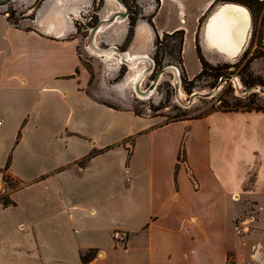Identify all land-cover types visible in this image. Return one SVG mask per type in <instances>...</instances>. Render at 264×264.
Segmentation results:
<instances>
[{
	"label": "crops",
	"instance_id": "crops-1",
	"mask_svg": "<svg viewBox=\"0 0 264 264\" xmlns=\"http://www.w3.org/2000/svg\"><path fill=\"white\" fill-rule=\"evenodd\" d=\"M19 1L26 26L0 10V264H264V111L108 106L75 26L92 0ZM151 37L137 23L126 54L149 56Z\"/></svg>",
	"mask_w": 264,
	"mask_h": 264
},
{
	"label": "rangeland",
	"instance_id": "rangeland-1",
	"mask_svg": "<svg viewBox=\"0 0 264 264\" xmlns=\"http://www.w3.org/2000/svg\"><path fill=\"white\" fill-rule=\"evenodd\" d=\"M22 2L13 0L6 6L0 7V10H15L16 23L19 26H26L30 20L22 19L24 13L22 7L27 5V2ZM135 2L143 16L135 25L146 24L150 27L152 36L149 43V58L153 66L149 65L148 61H144L137 68L142 72L145 71L138 88L148 91L146 95L137 93L131 81L133 69L128 64L122 63L117 53L108 56L96 54L90 46L89 28L97 25L110 12L123 11L124 8L115 0H102L101 3L99 0H92L86 1L77 10L78 21L75 26L80 37V48L84 54L83 63L90 67V61L94 62L97 99L108 106L130 107L133 112L138 111L137 115H153L163 121L172 120L180 114H184V118L202 115L220 107V96H223L224 101L233 103L234 96L242 98L255 93L258 97L257 104L263 106L261 99H264V34L259 32L258 28H264V5L260 9L250 10L245 5L234 3L247 9L250 24L242 50L236 56L228 58L206 47L202 38L207 17L212 15L219 5L233 2H220L212 7L211 0H136ZM130 11L134 9H127V15ZM28 17L32 18L33 14L29 13ZM113 22L114 25L106 31L95 32L94 45L107 49L116 43L118 50L124 52L131 43L126 48H121L127 32L128 18ZM180 28L184 31V40L181 61L178 62L174 58L175 55L162 52L164 44H172L176 41V38L171 39L164 34H170ZM254 28L256 33L253 36ZM157 37L160 43H155ZM195 37L203 59L211 66L220 68L216 71L206 68L196 79L193 77L201 67L195 50ZM157 46L162 47L159 53L161 60H164L160 67L154 61ZM146 68L149 69L146 71ZM219 74L221 75L218 76ZM220 77L223 79L222 82L219 81ZM155 78L157 80L154 81ZM255 215L253 204H246L242 217L251 218L248 231L254 220L251 216Z\"/></svg>",
	"mask_w": 264,
	"mask_h": 264
},
{
	"label": "trees",
	"instance_id": "trees-1",
	"mask_svg": "<svg viewBox=\"0 0 264 264\" xmlns=\"http://www.w3.org/2000/svg\"><path fill=\"white\" fill-rule=\"evenodd\" d=\"M126 5H127V9H131L133 8L134 11H130V13L127 15L128 18V27H127V32H126V36L125 39L123 41V44L121 46V48H126L129 43L132 40L133 37V29L135 26V23L137 22V20L139 18H142V13L139 9H137V4H136V0H123ZM102 0H99V3H101ZM223 3V2H233V3H239L242 5H245L246 7H248L250 10H257L260 9L263 5H264V0H211L210 6L212 7L213 5L217 4V3ZM40 3V0H36L35 5L33 7H37ZM7 13V19L14 24L15 26H17L18 24L16 23V21L14 20V15L16 14L15 10H9V11H4ZM153 16V15H151ZM259 32L264 34V28L259 27L258 28ZM256 33V29H253V36ZM165 36H169L171 39L172 38H176V41H174L172 44H164V48H163V52L162 53H167L168 55H175L174 58L180 62L181 61V54H182V46H183V40H184V31L183 29H175L173 30L170 34H164ZM195 37V50H196V54L198 56L199 59V63H200V71L193 77L194 79L200 77L203 73V71L206 68L212 69L214 71L216 70H220L219 67L217 66H211L210 64H208L203 57L201 56L200 52H199V47L197 44ZM155 43H160L158 37L155 40ZM162 44V43H161ZM162 47L157 46V50L154 53V61L156 63L157 66H161L162 62L164 60H161L162 58L160 57V51H161ZM221 74H219L218 76H220ZM216 76V77H218ZM223 96L219 97V102L221 103L220 107L211 109L215 110V109H220V110H256V111H264V99H261L263 102V106H259L257 104L258 101V97L257 94L255 93H250L246 96H243L242 98H237L236 96H232L234 99L233 103H229L223 100L222 98ZM209 112V111H208ZM135 114H139L138 111L134 110ZM207 113V112H206ZM184 118V114H180V116L172 119V120H177V119H183ZM99 150H93L91 151V153L89 155H93L94 153L96 154ZM9 165V157L4 165L3 171H2V177H3V181L5 183H7L10 187H14L15 183L12 182L13 179L6 173L5 170H7ZM0 202L2 205H8L11 203V201L8 199V197L5 194H0ZM91 253L87 252L85 254H83L81 256V259L83 262L87 261L90 257H91Z\"/></svg>",
	"mask_w": 264,
	"mask_h": 264
},
{
	"label": "bare ground",
	"instance_id": "bare-ground-1",
	"mask_svg": "<svg viewBox=\"0 0 264 264\" xmlns=\"http://www.w3.org/2000/svg\"><path fill=\"white\" fill-rule=\"evenodd\" d=\"M111 13L112 12H110V14ZM107 16H109V14H107L104 19H106ZM117 20H119V17H114V21ZM249 24L250 17L245 7L238 4H221L212 13V15L209 16L206 27L203 30L204 39H202L204 40L206 47H208L209 49H214L217 52L222 53L226 57L232 58L236 56L245 45ZM104 27L105 24L101 23L97 27V30H101ZM91 49L96 54L106 56L115 53L114 51L107 49ZM146 56L147 55L129 56L128 54H124L122 58L120 57V61L125 60L133 69L131 81H133L137 93H139L140 95H146L148 93V91L138 88V85L140 84L145 71L142 72L141 69L138 70L137 68L142 62L149 61V56ZM148 69L149 68H146V71ZM173 69L176 73L175 68Z\"/></svg>",
	"mask_w": 264,
	"mask_h": 264
},
{
	"label": "water",
	"instance_id": "water-1",
	"mask_svg": "<svg viewBox=\"0 0 264 264\" xmlns=\"http://www.w3.org/2000/svg\"><path fill=\"white\" fill-rule=\"evenodd\" d=\"M11 1L13 0H0V7H3V6H6L8 3H10ZM117 3H119L123 8L124 10L123 11H114L112 12L111 14H109V16H107L106 19L104 20H101L97 25H95L94 27H90V46L91 48H93L94 50H104V49H101L99 47H97L96 45H94V41H93V36L95 34L97 30V27L102 23V24H105L106 25H109L110 23H112L114 21V17H119V20L120 19H125L127 17V5L126 3L123 1V0H115ZM223 4H234V3H223ZM209 17H207L206 19V22L208 21ZM206 22H205V25H204V29L206 27ZM248 29H249V26H248ZM204 39V37H203ZM107 50H111V51H114L115 53L118 54L119 56V59L120 57L122 58V56L124 54H126V52H121L118 50V48L116 46H109L107 47ZM147 57V56H146ZM149 59V58H148ZM146 59V60H148ZM121 60V59H120ZM122 63H126L128 64V62H126L125 60H122L121 61ZM149 65L153 66V62L151 59H149ZM129 65V64H128ZM226 78H229V76H226ZM157 80V78L154 79V81ZM222 77L219 78V81L222 82ZM205 95H209V94H205Z\"/></svg>",
	"mask_w": 264,
	"mask_h": 264
},
{
	"label": "built area",
	"instance_id": "built-area-1",
	"mask_svg": "<svg viewBox=\"0 0 264 264\" xmlns=\"http://www.w3.org/2000/svg\"><path fill=\"white\" fill-rule=\"evenodd\" d=\"M250 221H251L250 217H241V218L237 219L233 225L235 232L237 234H242V233L248 232ZM111 235H112V239L115 242L125 243L127 241V238H128L127 232L124 230H121V229H114L112 231Z\"/></svg>",
	"mask_w": 264,
	"mask_h": 264
}]
</instances>
